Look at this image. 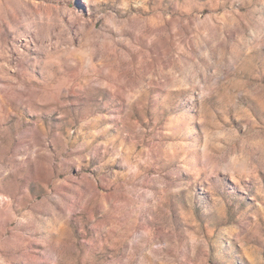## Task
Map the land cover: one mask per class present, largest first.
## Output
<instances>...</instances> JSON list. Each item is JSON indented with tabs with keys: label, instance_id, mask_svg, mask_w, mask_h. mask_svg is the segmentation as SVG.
Returning <instances> with one entry per match:
<instances>
[{
	"label": "rangeland",
	"instance_id": "374dc122",
	"mask_svg": "<svg viewBox=\"0 0 264 264\" xmlns=\"http://www.w3.org/2000/svg\"><path fill=\"white\" fill-rule=\"evenodd\" d=\"M0 264H264V0H0Z\"/></svg>",
	"mask_w": 264,
	"mask_h": 264
}]
</instances>
